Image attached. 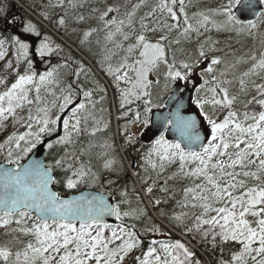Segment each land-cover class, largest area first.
<instances>
[{
  "label": "snow or ice",
  "instance_id": "obj_1",
  "mask_svg": "<svg viewBox=\"0 0 264 264\" xmlns=\"http://www.w3.org/2000/svg\"><path fill=\"white\" fill-rule=\"evenodd\" d=\"M63 2L57 0L49 7H62ZM189 2L158 0L137 21V12L147 0H128L124 5L126 19L110 16L120 13L116 5L106 6L98 16L106 30V41L124 52L115 66L108 63L106 68L120 93V107L134 101L143 104V118L137 110L129 123L147 129L152 109L165 106L153 100L161 78L164 90L171 93L169 100L176 101L174 109L156 117L175 139L168 140L161 133L153 141L146 164L155 177H140L143 198L136 193L135 206L127 189H117L119 199L115 203H109L103 193L64 198L54 190L58 184L72 190L100 179L90 166L95 145L91 140L87 145L80 143L82 134L95 137L103 130L93 111L100 101L93 99L94 90H86L79 83L81 74L87 76L83 64L69 82L59 71L67 64L35 70L34 57L43 61L60 51L47 35L36 46L15 34L0 39V61L5 62L0 73V128L10 120L13 128L20 125L25 129L13 131L0 143V155L4 157L0 162V229L6 237L0 241V264H202L180 240L151 239L145 248L143 238L148 233L168 235L152 222L148 209L175 198L170 181L182 185V198L175 206L198 212L177 214L160 209V217L167 215L183 235H198L213 249L218 248L221 256L217 264H264V82L252 79L255 76L264 81V50L229 64L209 55L216 51L213 45L217 43L210 36L199 43L195 55L187 54L179 60L172 47L181 44V38L190 41L193 33L199 38L213 30L247 33L255 40L258 24L236 16L233 8L241 0H228L191 15L186 10ZM244 4L250 10L258 5L264 8V0H244ZM129 7L131 10H127ZM254 14L260 19L264 10ZM42 15L49 19L46 12ZM78 19L83 21L84 17ZM57 22L65 25L63 17ZM96 31H85L81 43ZM21 32L37 38L42 35L31 21L22 24ZM155 33L160 35L153 39L149 34ZM9 51L13 59L6 60ZM179 51L183 53L184 49ZM115 55L111 52L106 59L110 61ZM222 64L223 70L217 71ZM238 64L249 66L237 77L229 70ZM197 71L199 79L192 85L195 95L190 97L195 114L186 115L185 102L179 96L185 87L180 82L187 86ZM230 74L233 79L228 78ZM9 76L13 78L9 80ZM234 81L238 88L232 91ZM121 84L126 87L121 88ZM95 91L105 90L97 85ZM253 92L255 95H251ZM121 135H127L130 142L134 134L125 130ZM38 147L55 153L53 159L21 163L30 153L34 156ZM85 156L89 159H82ZM114 164L113 159H106L104 168L114 171ZM173 165L175 170L168 172ZM58 172L63 173L62 178ZM157 190L163 195L157 196ZM106 217L116 223L106 222ZM226 251L229 258H225Z\"/></svg>",
  "mask_w": 264,
  "mask_h": 264
},
{
  "label": "trees",
  "instance_id": "obj_2",
  "mask_svg": "<svg viewBox=\"0 0 264 264\" xmlns=\"http://www.w3.org/2000/svg\"><path fill=\"white\" fill-rule=\"evenodd\" d=\"M78 1L79 0H75L77 5H70V8L68 6L61 8L52 7V12H58L61 16L55 15L53 18L45 20L43 18L42 13H47V10L44 7L41 9H36L33 4L31 5V0H19L22 7H19L18 5L14 4L12 0H0V9L3 10L2 12H0V39H10L11 35L15 34L26 39L32 46H36L39 44L40 40L43 39V36L47 35L50 38L53 47H55L56 45L60 46V51L54 52L50 57L45 58L43 61H41L39 57H34L35 70L38 72H42L48 65L67 64V67H62L59 69V71L64 80L69 82L73 80V73L79 68L80 64H83L85 70L87 71V76L81 74L79 83L86 90H94L93 99L100 101L93 111L97 121H99L98 126L101 127L103 130L97 132L95 137H89L87 134H82L80 137L81 145H87L89 140H91L92 143L95 145L91 149L90 166L92 167V170L98 174L100 179L94 184H80L76 189L72 190H68L64 188L62 184H58L54 186V190L60 192L64 198L76 195L85 190L96 191L108 195L116 201L119 199L117 189H127L129 193V198L133 201V205L135 206V195L136 193L140 194V192L135 188V185L138 184L141 188L140 177L149 175L153 178L155 177V173L152 172L151 168L146 164V160L148 159L147 153L149 148L152 147V145L144 146L140 144L139 135L136 136V143L134 145L126 144L125 138L127 137V135H121V133L127 130L131 134L130 129H126L125 127L132 125L129 123V121L133 119L134 114L137 110L141 112V118H143V104L142 102L137 101L135 103H132L131 105H127L123 109L120 107V98L118 95L117 88L114 86V79L109 76L106 72L107 66L105 64V59L107 56H104L102 54V49H104L102 45H104L105 43L101 42L100 45L95 46L91 44L93 41L91 40L89 41L90 43H88L87 45L84 43L82 44L81 41L77 44L75 39L70 35V27L73 26L74 22L78 21V18L80 16L79 13L86 10V7L78 6ZM135 1L136 0H131L132 3H134ZM227 2L228 0H190L186 10L189 15H191L197 10H202L203 8L207 10L216 7L221 3ZM236 6L233 8V11L235 10ZM50 10L51 8H49V11ZM30 14L42 19L43 22L47 23L48 27L52 29L64 41L68 42L70 45H75L77 47V51L89 62L87 63L84 59H82V57H80V55H77L71 49H68L69 47L63 46L62 42L57 39L58 37L56 36V34L52 33L50 30H48V28L44 27L42 24L40 25ZM61 17L65 19V25L62 27L59 26L57 22L58 19ZM262 20V17L256 20L259 29H255L257 33V38L255 40L251 37V35H248L247 33L237 35L235 31L218 32L219 35H221L220 40L222 41V43L225 44L226 42L230 45L229 47L225 48V53L221 50H217L213 53H210L209 55L219 56L227 63L233 64L235 62H232L231 58L237 59L253 52L252 48H250L252 47V42L261 44V40H264V23H261ZM9 21L14 22L10 23ZM27 21L34 22L38 26L39 30L42 33L39 38L26 36L21 32L22 24ZM101 32H104L103 34L105 37L106 30L103 29ZM172 35L175 36L176 33L173 32ZM215 35L218 37L217 33ZM197 39L200 41L199 38ZM187 42L188 41H185L183 38H181V44L173 45L172 47L174 49L179 47H185L187 46ZM87 47H90V49H88ZM7 58L13 59L10 54V51L9 55L6 56V60H8ZM182 58L184 57L182 56ZM0 63H3L2 66H0L1 72L5 62L0 61ZM98 65L100 66V68H98ZM248 66L249 65L238 64L236 68H232L229 71L230 73H234L235 76L238 77L243 71L247 70ZM224 67L225 65L223 64L218 66L217 71L223 70ZM21 71H23V67L21 68ZM231 77L233 76L230 74L228 78L231 79ZM101 78H103L105 82ZM252 79H255L257 80V82H259V79L255 76H253ZM9 80L11 79L9 78ZM162 81L163 80L161 78V82ZM97 85L102 87L105 91H95ZM231 88L232 91H235L238 88V82L234 81V84L231 86ZM158 91H160L161 96L157 98L155 94ZM101 97H103L102 100ZM166 97L167 96L161 88L158 87L154 89L153 100L155 103L163 105V102L165 101ZM128 109H132V111H128ZM158 109H163V107H154L152 111ZM113 111L115 114V120L113 118ZM125 112H127V115H124ZM116 114L119 117L116 118ZM105 124L107 125V127L104 126ZM115 126L122 127V129L119 130L118 128L116 130ZM91 127L92 121L89 120V128ZM141 127L143 128L142 125ZM5 129L6 126L0 128V133L3 132ZM118 131L122 137V139L119 140V144L122 143L121 148L123 150V155H121L120 147L118 146V140L115 137V135L118 136ZM105 144L111 145V147H101V145ZM53 154H49V152L46 151L45 162L52 160ZM26 158L24 161H21V163H24L26 161ZM82 159L88 160L89 157L85 156ZM106 159H113L115 161V164L113 165V168L115 169L114 171L104 168V162ZM129 166H132V172L131 170L129 171ZM175 167H173L168 172L174 171ZM57 175L58 177H63V173L61 172H58ZM109 180H114L115 184L109 185ZM160 183L162 184L163 181L161 180ZM176 185L177 184L170 186L174 187L175 189L174 199L170 200L167 204L160 205L158 208H152V211L154 212L156 217L168 227H164L163 225H161L153 217L152 213L148 209V215L152 218V222L159 225L162 231L164 233H168V235L153 236L152 233H148L147 236L143 238L145 248L147 246L148 241L151 239H159L163 242H168L170 240H180L195 253L194 259H199L202 264H217L221 256V253L218 248L213 249L212 245L209 242L201 240L198 235H196L195 238H193L194 234L183 235L182 229L174 227L173 223L169 221L167 215L164 217H160L158 215L160 209H163L166 213L175 212L177 214L183 211H188L187 209H182L175 206L176 200L182 198V185ZM156 195L161 196L163 194L157 190ZM145 205L147 204L145 203ZM144 222L146 223L147 220H145ZM186 223L190 222L186 221ZM138 226H142V224L138 222ZM170 228L174 231H172ZM3 236L4 230L0 229V241L4 240L2 238ZM224 255L225 258H229L227 251ZM128 264H131V261H129Z\"/></svg>",
  "mask_w": 264,
  "mask_h": 264
},
{
  "label": "rangeland",
  "instance_id": "obj_3",
  "mask_svg": "<svg viewBox=\"0 0 264 264\" xmlns=\"http://www.w3.org/2000/svg\"><path fill=\"white\" fill-rule=\"evenodd\" d=\"M13 1V0H12ZM19 4V0H16ZM75 0H64L63 2V5L62 7H66L68 6L69 8L71 7L70 5H77ZM136 2V1H135ZM134 2V3H135ZM14 3V2H13ZM56 4L57 3V0H31V5L33 4V6L36 8V9H41V8H45L47 10V14L49 16V18H53L55 15L56 16H61L60 13H53L52 12V7H49V4ZM80 7H86V10H84L83 12L79 13L80 16H83L84 17V20L83 21H80L78 19V21L74 22L73 23V26L70 27V35L75 39L76 43H80V41L83 39V33L85 31H88L90 29H97L96 32H93L92 35L88 38L87 41L84 42V44H88L90 43L89 41L93 40L92 41V45H100V43H105L104 45H102L104 47L103 52L102 54L104 56H110L111 55V52H115L117 53V55L115 56H112L111 57V60H107L105 59V64L106 66L108 65V63H111L113 66H115L119 61H120V58L124 55V52L121 50V49H117L115 48V45L111 42H108L106 41L105 37H104V32L102 33L101 31L104 29V24L102 21H100L98 19V16L100 14V10H103L106 6H113V5H116V6H120V13H111L110 16H116L117 19H126V17L124 16V13H125V7L124 5L128 3V0H79L78 1ZM158 3V0H147V4L142 7L141 9L138 10L137 12V16H136V20L139 21V18L141 16H143L145 13L149 12L151 7L155 6V4ZM15 4V3H14ZM22 6V5H21ZM49 8H51V10L49 11ZM56 8H61V7H56ZM127 10H131L130 7L127 9ZM202 10H205V8H203ZM52 12V13H51ZM32 15V14H30ZM159 15V13H157V16ZM34 16V19L38 22H41L43 24L44 27L48 28L52 33L56 34L52 29H50L47 25V23L43 22L42 19L40 18H37L35 15ZM79 16V17H80ZM263 20H264V17H262ZM153 19H155V17H153ZM38 22V23H39ZM40 24V23H39ZM41 25V24H40ZM42 26V27H43ZM137 29L139 28V25L137 23L136 25ZM45 28V29H46ZM259 28H257L256 30H258ZM255 31V30H254ZM256 32V31H255ZM218 34V37L215 35V34ZM153 39H156L159 37L160 33H155V34H149ZM56 36L58 37L57 39H59L61 42H62V45L63 46H66V47H69L68 49H71L73 52H75L77 55H81L78 51H77V47L75 45H70L68 42L64 41L61 37H59L57 34ZM99 36V37H98ZM211 37V41H216L217 43H215V45H213V47L217 50H221L222 52H226V49L227 47H229L230 44L226 43H222V41L220 40L221 38V35H219V33L215 30L211 31V32H208V33H205L203 36H200L199 39L200 41L197 39V36L195 35V33L192 34V40L188 41L186 44L187 46L185 47H179V48H175L177 50L176 52V56H177V59H182V56L184 57L185 55L187 54H193L195 55L196 54V50L199 46V43L202 42L203 40H205L207 37ZM98 37V38H97ZM252 37V36H251ZM115 39H119V37H116ZM233 40V39H232ZM252 40V39H251ZM211 41H209V43H211ZM127 42H125V46H126ZM228 45V46H227ZM74 46V47H73ZM76 48V49H75ZM88 49H90V47H87ZM252 48L253 51H255L257 53V55L259 54V52L261 50H264V45L262 44H259V43H256V42H252ZM86 49V48H85ZM179 49H184V52H180ZM111 50V52L109 51ZM213 53V52H212ZM9 59V58H7ZM82 59H84L82 57ZM85 60V59H84ZM87 60V59H86ZM85 60V61H86ZM232 62H235L236 59L234 58H231ZM88 61V60H87ZM86 61V62H87ZM89 62V61H88ZM207 63V62H205ZM3 63H0V66L2 65ZM203 66V65H202ZM238 65H236L237 67ZM235 67V68H236ZM98 68H100V66L98 65ZM195 78L198 80L199 79V71H197V73L195 74ZM73 79H75V77H73ZM231 79H233V77H231ZM67 82V81H65ZM259 82H264V81H260ZM258 82V83H259ZM181 84H184L183 82H180ZM192 84V82L190 83ZM114 85V84H113ZM115 86V85H114ZM121 88L123 87H126V85L124 84H121L120 85ZM159 88H161L163 90V92L165 93V95L168 97L171 93L164 90V87H163V81L161 82ZM110 91V90H109ZM118 91V90H117ZM118 95H119V98H120V93L118 91ZM156 97H160L161 96V93L160 91H158L156 94ZM251 95H255V93H251ZM166 97V98H167ZM250 98V97H249ZM51 99V98H49ZM137 101H134L133 103H135ZM164 103V102H163ZM156 111V110H154ZM152 111V112H154ZM151 112V113H152ZM151 113L149 114V116L151 115ZM119 117L117 114H116V118ZM113 118L115 120V114H114V111H113ZM116 127V130L119 128L122 129V127ZM126 129H130L131 131V134H134L133 137H132V140L130 142H128V136L125 138V143L126 144H130V145H134L136 143V136L138 135H141L145 129H143L141 127V131H139V125L138 124H132L131 126H128V127H125ZM20 131V132H23L25 129H23V127H21L20 125H16L15 128H13L12 126V123L11 121L9 120L7 123H6V129L0 133V143L3 142V140L8 136L10 135L13 131ZM141 132V134L139 133ZM116 139L118 140V146L120 147V152H121V155H123V150L121 148V144H119V140L122 139L121 135L119 134V131H118V136H116ZM140 143V142H139ZM4 160V157L2 155H0V162H2ZM132 166H129V171L131 170L132 172ZM173 167H175V165L171 166L169 170H171ZM133 175V173H132ZM174 184H177L176 186H180L181 184L179 183H174V182H169V186H173ZM135 188L140 192L142 198H143V192L140 188V186L138 184L135 185ZM144 201L145 203L147 204V199L144 198ZM149 210H153L151 207H149ZM190 213L191 212H198V209H187ZM153 212V211H152ZM154 213V212H153ZM156 216V215H155ZM160 221V219H158ZM161 222V221H160ZM159 222V223H160ZM162 223V222H161ZM163 224V223H162ZM164 226H167L166 224H163ZM168 227V226H167ZM171 229V228H170ZM172 230V229H171ZM174 231V230H172ZM3 239H6V237H2ZM159 240V239H157Z\"/></svg>",
  "mask_w": 264,
  "mask_h": 264
},
{
  "label": "water",
  "instance_id": "obj_4",
  "mask_svg": "<svg viewBox=\"0 0 264 264\" xmlns=\"http://www.w3.org/2000/svg\"><path fill=\"white\" fill-rule=\"evenodd\" d=\"M262 10H264V8H261L259 5L257 6L256 9L250 10L245 6L244 0H241V3L236 6L234 13L236 14V16L239 19L247 22L249 20H255V21L258 20L254 13L262 11ZM197 81L198 80L196 78H194L192 80V83L195 84V83H197ZM181 87H185V91L183 93H179V96H181L185 102L184 113L186 115L195 114L193 112L194 106L190 104V97L195 95V93L193 91V87L190 86V83L187 86L181 84ZM169 96L166 98V100L164 102L165 106H164L163 110H156V111L151 113V115H150L151 123L149 124V127L145 130V133H143L140 137V143L141 144L146 145V146L151 145L153 143V141L161 133H163L165 138L168 140H174L175 139V134L171 130L164 131L163 124L158 123L156 120V117L158 115H163V114L169 112L170 110L174 109L176 101H170ZM201 132L203 134V132H204L203 128H201ZM34 152H35V155L33 156V154H32L28 159H37V160H41V161L45 162L46 150H44L42 147H38L36 150H34ZM96 193H99V192L83 191V192H80L76 195H82L83 194V195L87 196V195H93ZM72 196H74V195H72ZM105 196L107 197L109 203H115L116 202L112 197H109L108 195H105ZM66 198H68V197H66ZM106 222L111 223V224L116 223V221L112 217H106Z\"/></svg>",
  "mask_w": 264,
  "mask_h": 264
},
{
  "label": "flooded vegetation",
  "instance_id": "obj_5",
  "mask_svg": "<svg viewBox=\"0 0 264 264\" xmlns=\"http://www.w3.org/2000/svg\"><path fill=\"white\" fill-rule=\"evenodd\" d=\"M1 66H2V65H1ZM2 71H3V69H2ZM2 71H1L0 73H2ZM9 78L12 79L13 77L9 76ZM153 79H154V77H153ZM7 122H8V121H7ZM5 123H6V122H5ZM30 155H31V153L29 154V156H30ZM29 156H28V157H29ZM28 157L26 158V160L28 159Z\"/></svg>",
  "mask_w": 264,
  "mask_h": 264
},
{
  "label": "bare ground",
  "instance_id": "obj_6",
  "mask_svg": "<svg viewBox=\"0 0 264 264\" xmlns=\"http://www.w3.org/2000/svg\"><path fill=\"white\" fill-rule=\"evenodd\" d=\"M85 191H90V190H85ZM83 192V191H82Z\"/></svg>",
  "mask_w": 264,
  "mask_h": 264
}]
</instances>
